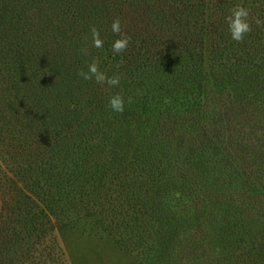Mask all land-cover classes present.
<instances>
[{
    "label": "trees",
    "instance_id": "1",
    "mask_svg": "<svg viewBox=\"0 0 264 264\" xmlns=\"http://www.w3.org/2000/svg\"><path fill=\"white\" fill-rule=\"evenodd\" d=\"M96 1L45 3L64 19L78 20ZM168 1L170 15L161 11V19L179 30L200 15L227 24L242 0ZM24 2L0 0V264H37L35 247L60 225L76 227L85 212H93L140 264H185L188 256L193 263L194 244L202 249L212 236L224 249L214 263L264 264V140L254 136L256 127L264 130V58L254 64L251 55L264 42V26L256 23L264 22V0L244 2L253 20L245 40L218 48L213 60L222 75L205 71L198 48L187 43L172 52L165 42L135 39L124 27L131 41L116 55L111 45L118 37L111 30L101 35L98 65L125 88L122 114L108 107L117 90L79 77L86 67L77 48H65L58 30L37 34L39 24L26 17L33 9ZM85 29L91 35L89 24ZM236 44L230 58L227 51ZM228 57L230 67L221 64ZM225 85L233 95L223 92ZM193 89L208 90L213 106L201 112L193 97L179 99L193 96ZM151 119L157 134L144 136L143 124ZM116 124L128 134L130 158L102 156L118 144ZM183 199L189 209L182 208ZM213 209L227 217L212 218ZM44 210L49 230L34 219ZM200 258L209 260L204 250Z\"/></svg>",
    "mask_w": 264,
    "mask_h": 264
},
{
    "label": "rangeland",
    "instance_id": "2",
    "mask_svg": "<svg viewBox=\"0 0 264 264\" xmlns=\"http://www.w3.org/2000/svg\"><path fill=\"white\" fill-rule=\"evenodd\" d=\"M27 1L28 3H24L33 10L26 12V17L32 21H34L35 19L34 22L39 24V27H36L34 29L36 33L41 35L42 33L49 30H58L59 38H57L60 39V43L65 48L69 46H73L75 49L77 48V53L82 55L83 62L85 63L86 67L85 71H87V67L90 63L96 62L97 65L99 63L97 54L95 53L96 48L92 46V37L91 35L87 34L88 32L86 33V25L89 24V27L91 28L92 26L96 27V25L100 24V26L96 28L100 31V36H105L111 30V23L115 18H119L121 20V27L127 28V31L135 39H139L141 37L142 39H153L152 43L154 44H158L157 41L161 40L162 42H165L167 48H169L172 52L177 46L179 48L186 43L191 45V48L197 47L198 49L196 53H198L200 57L203 56L205 71L217 75H222L224 71L223 67L221 65H218L219 61L215 63V61L213 60L217 57L218 48H221V43L226 46L227 41H229L228 44L233 42L235 43V41H233L230 38V35H228L227 33V24H223L220 22L221 18L215 20L209 15H200L195 19L193 17L190 20V24H181V29L179 30L174 27L175 24H163L164 21H162L160 13L161 11H163L167 12V14L170 15L168 11L171 3L168 0L158 3H156L155 0H97L93 4H87H92V7H90L89 9L90 13H88L87 16L85 15L86 12L82 13L79 16L78 20H71L69 18L64 19L65 17H61L62 15H58V12H56V10L50 9L55 8V5H48L47 2L45 3V0H40L39 3L30 2V0ZM244 2L250 4V0H242L238 4L246 5V7L250 9L251 6L244 4ZM160 4V7L155 8ZM104 9L106 13H104ZM180 9L184 11L182 7H180ZM174 18L178 17L176 16ZM249 19L252 20V18ZM251 20H249L250 24L253 21ZM172 22H174V20ZM261 25L264 26V24ZM79 38H82V40H79ZM194 42H198V45ZM261 43L264 42H258L255 45V51H251V55L255 60L254 64L257 62L258 58H264V47L260 46ZM81 49H87V55H85L81 51ZM237 52L238 47L236 44L231 50L227 51V56L231 58L232 55L236 54ZM256 52H258L257 55H255ZM192 53H194V49L192 50ZM73 57H75V54L73 55ZM230 58L229 62L224 61L225 59H227V57L224 55V60L221 62V64L225 63L230 67V65L233 64V61H230ZM98 67L101 71H103L101 65H98ZM232 68H235V66H233ZM115 89L117 90V93L122 97L123 94L126 93L123 85L115 87ZM192 91L194 92L193 96L181 95L179 99L185 101L188 99L191 100L193 97L194 110H198L201 112H203L205 108L213 106L212 103L207 102V99H210L211 97V93L208 90L205 92H202L201 90V93L194 89ZM223 92L229 93V95L234 94L233 87L227 85L224 86ZM183 109L187 110L188 107H183ZM185 114L186 113H180L178 114V116L182 117ZM144 122L145 117L141 119V123ZM157 127L158 126L155 124L154 120L151 119L148 122V125L143 124V131L145 133H143V135L155 136L157 134ZM115 128L117 129V131H119L118 135L115 133V142L118 144H116L115 147H106L102 156L110 158L111 153L112 156H129L128 158H130L133 149H129L128 134L121 130V126L119 124H116ZM254 136H256L260 140H264V130L256 127ZM163 147L165 146L162 145L161 149L155 148V150L159 151L158 155L161 154V150H163ZM182 203L184 204V206H182V208L184 209H189V207L191 206V203L187 201V199H183ZM211 212H213L212 218H217L218 220H223L225 217H227V214H225L224 210L222 209H219L218 211L213 209V211L211 210ZM49 214V210H44V213H37L38 217L36 216L34 218L38 219V221L36 222L40 223L43 226L44 230H49L51 226V224H48L49 219H47V216ZM51 219L52 218H50V220ZM210 232L211 231H209V233ZM49 234H51L50 236L52 237H49V240L47 239V241H44L43 246L35 247L36 249L39 248L38 251L40 253L38 255V259L36 260L37 264H44L45 259H49L50 264H140L134 254L128 252L118 244L117 238L113 235L112 232L107 229V227L103 226L98 221L93 212H85L76 227L60 225L56 228L55 233L50 232ZM213 237L214 236H212V238H210L205 243V246L202 249H199L197 245L194 244V262H191L192 256H188L185 258L184 263L213 264L214 262H217L216 260L220 258L224 249L221 241ZM53 238L56 241V246ZM199 239V233L194 230V243L199 242ZM46 247L47 251H43L44 249H46ZM51 247H53L54 250L56 249L55 254H52L50 252ZM203 250L206 253V256L209 258L207 263H205L206 259L204 258L198 259L199 261L196 260L197 257L201 256ZM49 252L51 254L50 256H48ZM209 256H211L212 258H210ZM215 258L217 259L215 260Z\"/></svg>",
    "mask_w": 264,
    "mask_h": 264
},
{
    "label": "clouds",
    "instance_id": "3",
    "mask_svg": "<svg viewBox=\"0 0 264 264\" xmlns=\"http://www.w3.org/2000/svg\"><path fill=\"white\" fill-rule=\"evenodd\" d=\"M250 10L238 4L230 10V14L226 17L228 32L230 38L241 43L245 40V37L252 31V26L249 23ZM257 25H261L262 21L257 20ZM92 37V46L94 48L100 49L104 45V41L100 38V31L92 26L90 28ZM111 32L118 38L112 42L111 51L120 55L124 53L129 47L131 37L125 35L122 32L121 20L119 18L113 19L111 23ZM81 51L87 55V49H81ZM85 81L94 80L97 84L108 85L109 87H118L120 84L119 76H107L103 71H101L96 62L90 63L87 67V71H79L77 73ZM131 97L128 98L127 103H131ZM126 101L119 94L112 96L108 101V107L112 112L122 114L125 111Z\"/></svg>",
    "mask_w": 264,
    "mask_h": 264
}]
</instances>
